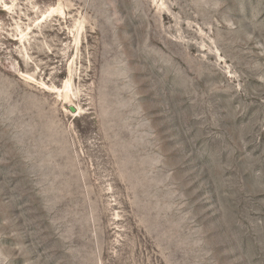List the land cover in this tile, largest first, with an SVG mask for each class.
I'll list each match as a JSON object with an SVG mask.
<instances>
[{"label": "rangeland", "instance_id": "obj_1", "mask_svg": "<svg viewBox=\"0 0 264 264\" xmlns=\"http://www.w3.org/2000/svg\"><path fill=\"white\" fill-rule=\"evenodd\" d=\"M0 264H264V0H0Z\"/></svg>", "mask_w": 264, "mask_h": 264}]
</instances>
